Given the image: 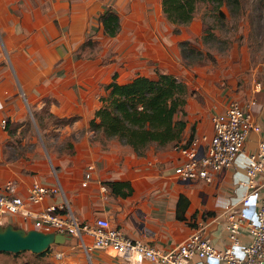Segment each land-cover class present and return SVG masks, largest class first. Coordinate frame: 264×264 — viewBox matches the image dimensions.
Instances as JSON below:
<instances>
[{"label": "crops", "instance_id": "crops-1", "mask_svg": "<svg viewBox=\"0 0 264 264\" xmlns=\"http://www.w3.org/2000/svg\"><path fill=\"white\" fill-rule=\"evenodd\" d=\"M128 4L139 8L136 13L154 25L158 36L167 37L168 50L175 63L179 60L180 42L192 41L201 33L200 17L194 14L188 23L175 25L163 13L161 0H0V120L5 118L9 122L8 127L0 123V186L10 181L14 188L12 193L25 198L33 181L51 186L57 178L71 212L80 219L92 222L96 211L104 210L111 224L130 237L163 248L185 239L202 220L211 245L223 249L230 245L223 223L224 202L230 200L231 208H241L240 197L250 192L242 166L245 153L239 154L233 165L212 182H181L173 175L174 166L181 159L172 148L173 144L158 146L152 143L157 146L155 149L148 145L144 153L139 154L116 137L106 138L89 127V120L100 106L99 95L105 90L101 87L102 93L97 91L96 82L89 75L81 77V66L93 63L81 61L78 53L84 38L96 27L103 30L98 15L107 7L119 15L120 27L116 35L121 33L124 29L121 14ZM175 26L176 32L173 31ZM134 27L137 25L131 26ZM237 51V45H232L229 60L233 63L221 70V88L215 89L212 97L216 99L210 113L223 110L233 100L241 104L253 100L251 113L263 125V131L250 134L248 148L264 136V91L253 88L252 98L239 101L243 91L236 88L237 69L241 71L243 67L235 65ZM131 64L138 67L140 60ZM158 64L162 66L156 70L174 74L164 64ZM156 70L152 75L139 72L123 79L113 70L106 83L112 80L114 73L116 81L123 83L138 74L155 77ZM188 104L186 97L185 111ZM46 115L50 118L51 115L74 117L65 123L52 119L62 134H71L69 149L51 153L39 139L35 140L33 150L9 157L6 152L9 147L18 148L25 143L24 139L8 141L19 132L22 123L35 119L39 127ZM46 126H41L43 131L48 130ZM188 128L186 120L182 141H185ZM210 133L211 124L195 123L193 136ZM88 165L92 167L91 178L82 186L80 181ZM112 182L129 183L130 193L121 195L111 191L107 183ZM179 196L184 206L180 209L182 219L176 217ZM61 201L60 193H48L41 202H26L21 212L7 215L4 224L34 228L33 214L25 212L36 214L45 206ZM252 212L250 205L249 213ZM239 238L242 242L249 239L246 223L241 227ZM55 245L50 264H122L109 250L91 248L86 251L75 237ZM46 254L47 251L41 257Z\"/></svg>", "mask_w": 264, "mask_h": 264}, {"label": "rangeland", "instance_id": "rangeland-1", "mask_svg": "<svg viewBox=\"0 0 264 264\" xmlns=\"http://www.w3.org/2000/svg\"><path fill=\"white\" fill-rule=\"evenodd\" d=\"M217 2L197 1L194 14L201 18V23H199L201 33L189 41V44H180L177 63L168 50L167 37L158 36L155 33L154 25L144 19V16L140 17L136 13L139 8L128 4L121 14L124 26L122 34L110 37L100 27H96L90 36L84 38V45H81L78 56L81 61H90L94 65L81 66V77L87 78L89 75L90 79L96 82L94 88L102 93L103 89L100 88H103L106 81L110 79L113 70H116L119 78L123 79L139 72L152 75L159 66H162L158 63L164 64L187 86L186 97L189 104L186 106L184 119L189 122L186 136L189 143L192 125H195L196 122L199 124L204 122L207 126L211 124L210 108L216 99L212 96L215 94V89L218 91L221 88L219 82L223 80L220 79L221 70H226L233 63L232 60H229L232 45H237L238 49L234 55L235 65L243 67L241 71L237 69L236 88L238 91H243L242 99L239 101L245 102L252 98V89L255 88L257 82H261L260 89L264 91V86L262 87L264 77V0ZM127 14L129 15L127 16ZM133 25H137V27L132 29ZM136 44L137 47H135ZM239 46H242L241 51H239ZM190 47L196 51H191ZM137 59L140 60L138 67L129 65ZM84 71L87 73L83 74ZM262 99L264 100V97ZM52 121L46 115L38 127L35 119L25 120L19 128V132L8 140L12 143L18 139H24L25 143L22 147H9L6 150L8 156L22 155L33 150L35 142L39 139L48 147V152L67 151L72 142L71 134H62L63 132L58 130L57 125H54ZM43 125H47V131L42 130L41 126ZM210 134L207 135L210 136ZM150 145L154 149L157 147L153 144ZM83 237L86 244L91 243L90 235L83 234ZM76 242L82 246L77 239ZM55 250L54 243L49 245L44 257L34 255L35 253L28 250L17 253L0 252V264H50ZM116 259L120 260L122 264H127L125 259Z\"/></svg>", "mask_w": 264, "mask_h": 264}, {"label": "built area", "instance_id": "built-area-1", "mask_svg": "<svg viewBox=\"0 0 264 264\" xmlns=\"http://www.w3.org/2000/svg\"><path fill=\"white\" fill-rule=\"evenodd\" d=\"M255 85V89L260 90L261 82ZM250 103L231 101L223 110L211 114L210 136L201 134L193 136L189 143L180 141L172 145L181 158L174 166L173 175L181 182H212L233 165L239 154L245 153L242 166L250 192L240 197L241 208H231L230 200L224 202L223 223L230 245L223 249L211 245L202 220L185 239L163 248L130 237L111 224L104 210L96 211L92 222L80 219L71 212L57 178L51 186L33 181L25 198L12 193L14 188L10 181L0 186V223H5L7 215L21 212L26 202L39 203L48 193H60V203L49 204L36 214L29 210L25 213L33 214L34 228L75 237L86 251L91 248L109 250L127 264H264V136L247 148L250 134L263 131V125L251 113ZM0 123L5 126L6 119L2 118ZM91 171L88 165L80 181L82 186L87 185ZM244 223L249 239L242 242L239 234ZM83 234L91 236L90 244H86Z\"/></svg>", "mask_w": 264, "mask_h": 264}, {"label": "trees", "instance_id": "trees-1", "mask_svg": "<svg viewBox=\"0 0 264 264\" xmlns=\"http://www.w3.org/2000/svg\"><path fill=\"white\" fill-rule=\"evenodd\" d=\"M199 0H161V8L165 16L173 24L188 23L195 12ZM222 3L227 0H207ZM237 2V0H234ZM103 31L108 36L117 34L120 22L119 15L112 8H105L98 15ZM176 26L173 31H177ZM84 45V42L82 43ZM180 44H189L183 40ZM191 51H196L190 47ZM264 86V77L262 87ZM105 93L99 95L100 106L89 120L90 129L101 133L106 138L116 137L124 144L130 145L137 153L143 154L148 145L158 146L175 144L184 139L186 127L184 115L186 111L187 86L172 73L156 70L155 77L138 74L127 82L112 80L103 85ZM54 122L65 123L74 117H56L51 115ZM9 122L6 120V127ZM190 136L193 137L194 125ZM189 137V136H188ZM184 143L187 142V137ZM111 191L127 195L131 191L129 183H107ZM125 187L126 190H121ZM182 196L177 201L176 217L182 219L180 209H183ZM48 249V248H47ZM33 253L34 255H42Z\"/></svg>", "mask_w": 264, "mask_h": 264}, {"label": "water", "instance_id": "water-1", "mask_svg": "<svg viewBox=\"0 0 264 264\" xmlns=\"http://www.w3.org/2000/svg\"><path fill=\"white\" fill-rule=\"evenodd\" d=\"M69 238L63 232H43L36 228L24 229L11 223H0V252L17 253L28 250L41 253L50 244L64 243Z\"/></svg>", "mask_w": 264, "mask_h": 264}]
</instances>
